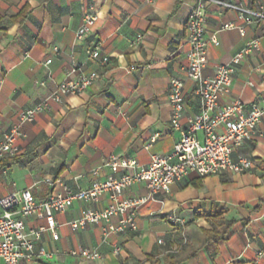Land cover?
Returning <instances> with one entry per match:
<instances>
[{"label":"crops","instance_id":"0c3cea01","mask_svg":"<svg viewBox=\"0 0 264 264\" xmlns=\"http://www.w3.org/2000/svg\"><path fill=\"white\" fill-rule=\"evenodd\" d=\"M223 1L246 10L264 7V0ZM195 2L0 0V145L14 126L21 132L19 155L0 159V196L31 188L36 199L44 201L62 190L58 180L72 190L89 188L96 179L92 171L112 155L147 164L152 155L171 152L181 133L172 124L170 82L186 77L185 26ZM94 5L98 20L85 43H101L102 54L110 58L106 65L88 61L86 46L76 40V31ZM22 14L26 16L17 20ZM207 17L205 76L230 63L247 42L260 41V50L237 66L229 90L220 94V104L241 100L250 105L264 98V21L247 12L241 17L239 11L215 3L209 4ZM228 23L238 28L223 29ZM213 36L219 44L210 40ZM92 72L99 79L86 92L67 96L62 103L50 101L33 122H21L22 112L41 104L57 85ZM185 95V117L199 113L194 83L187 84ZM259 128L264 133V121ZM235 156L252 159L251 169L206 177L193 173L174 183L169 192L139 207L137 232L112 234L104 241L100 225L73 231L68 223L80 218L86 207L76 201L68 212L56 214L59 240L48 232L43 244L50 251L98 248L101 258L85 260L64 253L36 264H264V134L238 148ZM110 173L103 169L101 179ZM148 194L144 184H136L124 196ZM109 202L105 195L90 206L102 210ZM220 209L225 210L221 218L211 217ZM167 215L184 223L177 227ZM222 220L233 222L227 238L217 245L205 243L204 231ZM42 223L27 220L29 228Z\"/></svg>","mask_w":264,"mask_h":264},{"label":"built area","instance_id":"2783aa9c","mask_svg":"<svg viewBox=\"0 0 264 264\" xmlns=\"http://www.w3.org/2000/svg\"><path fill=\"white\" fill-rule=\"evenodd\" d=\"M211 3L221 8L247 12L257 21H264V7L246 10L223 0H196L186 21L187 64L185 79L172 78L169 90V102L172 109V124L181 133L171 152L154 154L147 164H140L136 159L112 155L102 166L95 168L92 174L96 179L87 189L72 190L62 180L56 181L62 188L54 191L44 201H38L32 189L10 192L0 196V263L29 264L41 260H51L61 254L85 260H98L101 253L98 248L90 249L80 246L64 252L56 249L50 251L43 244V236L50 233L54 241L59 240V221L57 213H66L76 201L84 202L86 207L78 219L68 223L73 231L85 229L90 224L100 225L104 241L112 234L137 232V215L141 205L148 202L160 192H169L171 186L195 173L201 177L221 174H243L253 166L252 159L235 156L238 148L253 142L264 133L259 126L264 121V98L247 105L236 100L228 105H221L220 94L228 91L233 82L237 66L253 51L260 50L258 39L247 42L228 64L215 69L213 76H205L208 63V44L206 35L207 11ZM98 20L96 6L85 16L83 24L76 31L79 45L86 46L85 40L91 27ZM238 28L233 23L223 25V29ZM243 33L244 28L240 27ZM219 44L216 36L210 39ZM87 60L108 64L110 58L101 51V43L94 47L86 46ZM52 62L51 59L47 64ZM99 74L92 72L75 79H69L57 85L41 104L25 109L20 120L22 123L33 122L36 114L49 107V102L62 103L67 96L80 95L86 92L97 80ZM189 82L195 84L200 99V111L193 116L185 117V89ZM42 86L45 82L41 83ZM185 118V123L183 120ZM21 135L18 126L7 132L0 145V159L15 158L20 153L17 145ZM111 173L101 179L103 169ZM49 184L54 180L46 179ZM136 184H144L149 192L147 196L125 197L126 190ZM107 195L110 202L102 210L91 207ZM166 218L175 226L182 225V219L167 215ZM43 222L29 228L27 220ZM162 240H160V243ZM116 251L119 250L117 247Z\"/></svg>","mask_w":264,"mask_h":264},{"label":"trees","instance_id":"16d2710c","mask_svg":"<svg viewBox=\"0 0 264 264\" xmlns=\"http://www.w3.org/2000/svg\"><path fill=\"white\" fill-rule=\"evenodd\" d=\"M255 2L256 0H252ZM26 15L22 14L17 20H22ZM225 214L224 209L218 210L216 213H212L211 217L221 218ZM233 226V222H226L222 220L220 224L213 228V230L204 231L205 234V243L212 245H217L220 240L226 239L229 235V231Z\"/></svg>","mask_w":264,"mask_h":264}]
</instances>
